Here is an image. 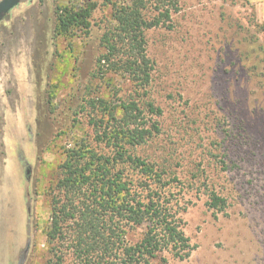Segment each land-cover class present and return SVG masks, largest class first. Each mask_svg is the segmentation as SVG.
Segmentation results:
<instances>
[{
	"label": "rangeland",
	"instance_id": "obj_1",
	"mask_svg": "<svg viewBox=\"0 0 264 264\" xmlns=\"http://www.w3.org/2000/svg\"><path fill=\"white\" fill-rule=\"evenodd\" d=\"M126 1L21 0L0 20V264L56 260L52 199L67 152L110 150L96 142L101 116L88 99L136 101L159 127L138 154L177 179L167 199L193 250L183 261L166 250L154 264H264V0H178L172 28L146 33L145 93L128 74L98 71L114 6ZM90 5L89 33H60L58 7ZM147 226L127 228V242ZM61 252L76 264L70 247Z\"/></svg>",
	"mask_w": 264,
	"mask_h": 264
},
{
	"label": "trees",
	"instance_id": "obj_2",
	"mask_svg": "<svg viewBox=\"0 0 264 264\" xmlns=\"http://www.w3.org/2000/svg\"><path fill=\"white\" fill-rule=\"evenodd\" d=\"M95 9V5L58 7V30L89 33ZM177 11L178 0H127L115 5L116 26L103 37L105 53L98 59V71L107 68L128 74L145 93L152 71L146 33L158 27L171 29ZM86 105L99 111L101 118L91 120L97 129L95 139L110 150L101 153L83 146L67 152L52 199L49 237L58 246L54 248L56 260L50 264H64V245L74 252L76 264H154L166 250L181 261L188 259L193 248L167 199L168 187L177 179L168 181L163 165L138 154L139 147L160 133L158 125L147 127L145 112L136 101L118 107L106 100L88 99ZM146 108L151 115L163 114L153 103ZM225 205V199L212 196L214 209L222 210ZM143 225H148L145 237L129 244L127 228Z\"/></svg>",
	"mask_w": 264,
	"mask_h": 264
},
{
	"label": "water",
	"instance_id": "obj_3",
	"mask_svg": "<svg viewBox=\"0 0 264 264\" xmlns=\"http://www.w3.org/2000/svg\"><path fill=\"white\" fill-rule=\"evenodd\" d=\"M21 0H2L0 2V20L3 16L8 15ZM30 175V170H27V176Z\"/></svg>",
	"mask_w": 264,
	"mask_h": 264
},
{
	"label": "flooded vegetation",
	"instance_id": "obj_4",
	"mask_svg": "<svg viewBox=\"0 0 264 264\" xmlns=\"http://www.w3.org/2000/svg\"><path fill=\"white\" fill-rule=\"evenodd\" d=\"M5 16H6V15H5ZM27 170H30V169H27ZM27 170H26V172H25V175H26L27 178H29L30 175L27 176Z\"/></svg>",
	"mask_w": 264,
	"mask_h": 264
}]
</instances>
